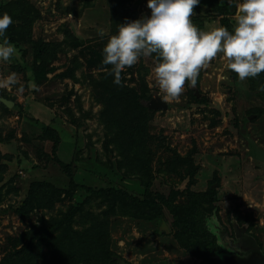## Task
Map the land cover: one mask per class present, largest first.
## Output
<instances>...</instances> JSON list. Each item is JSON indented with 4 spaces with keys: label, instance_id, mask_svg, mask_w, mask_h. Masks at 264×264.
<instances>
[{
    "label": "rangeland",
    "instance_id": "1",
    "mask_svg": "<svg viewBox=\"0 0 264 264\" xmlns=\"http://www.w3.org/2000/svg\"><path fill=\"white\" fill-rule=\"evenodd\" d=\"M235 12L200 0L191 20L231 31ZM0 13L17 50L0 61V83L16 79L0 86L12 102L0 100V264H264V72L240 81L218 55L195 88L186 81L166 98L154 54L125 68L120 86L102 64L119 24L150 15L147 0H0ZM46 184L59 193H41ZM114 189L142 201L160 193L197 216L185 233L165 207L103 201ZM38 227L75 242L73 259L52 253ZM202 233L216 247L190 244Z\"/></svg>",
    "mask_w": 264,
    "mask_h": 264
},
{
    "label": "clouds",
    "instance_id": "2",
    "mask_svg": "<svg viewBox=\"0 0 264 264\" xmlns=\"http://www.w3.org/2000/svg\"><path fill=\"white\" fill-rule=\"evenodd\" d=\"M235 6V24L198 28L191 20L200 0H147L150 15L119 24L102 48V64L111 65L108 75L120 86L121 73L142 56L154 54L155 82L166 98L181 95L185 82L195 88L200 70L218 55L227 60V69L240 81L264 72V0H227ZM13 23L8 13H0V61L10 62L17 50L5 38ZM103 37L104 31L98 32ZM16 83L10 74L0 86ZM31 88L38 86L33 82ZM264 92V84L258 86Z\"/></svg>",
    "mask_w": 264,
    "mask_h": 264
},
{
    "label": "trees",
    "instance_id": "3",
    "mask_svg": "<svg viewBox=\"0 0 264 264\" xmlns=\"http://www.w3.org/2000/svg\"><path fill=\"white\" fill-rule=\"evenodd\" d=\"M214 8H212V12L216 13L217 15H222L224 14V9L222 6L218 5L217 1L213 4ZM134 97V96H133ZM134 100L136 101V98L134 97ZM143 108V107H142ZM140 108V109H142ZM133 113L137 114L138 112L134 110H132ZM131 144V142H130ZM127 149L131 150L132 149V146L130 145ZM136 154H137V157H138V160L143 162V160L140 159L141 157V153L139 151H136ZM59 163H60V160H59ZM61 164V163H60ZM141 166V165H140ZM134 170V168H133ZM138 170H140V168L136 169L135 172H139ZM70 183H74L72 182V179H70L69 181ZM45 188V189H44ZM44 191L41 192V193H44V194H57L59 193L58 191H56V189L49 185V184H46L44 186ZM149 192L147 193V198H145V200H139L137 198H134L132 199V197H130L126 192L124 191H121V190H118V189H114V190H111V192L109 193L108 196H105L103 198V201H106L109 202L112 197L113 199L116 201V199H119L121 200L122 202L125 200L124 199H128L130 201V203H128L127 205V208L128 207H133L134 209H139L141 210V213H144L146 211L144 210H147L149 209L152 213L154 214H157L159 211H162L163 208L165 207V209L167 210V212H170L173 216H175V225H177L178 229L180 226H183V228L185 229V233L187 232L188 230V227L191 226L192 227V221L196 218L197 215L193 214V213H187L185 215V211H183V209L179 212L178 209L180 207L176 206V205H172L171 203H167V200L164 199L163 195L160 194V193H156V195L154 196H151L148 198L149 196ZM132 205V206H131ZM182 204H179V206H181ZM201 210V215L203 214V212H205L207 209L203 208L201 206L200 208ZM126 214V212H124ZM182 218H185L183 220H185V224L182 223ZM64 219L63 217L57 221H55L54 223H51L48 227H51L53 225H58V223ZM187 222V223H186ZM34 228H37V227H34ZM39 228V233L36 234V236H39L41 237V240L44 241V242H48L50 244V250L52 253H59L62 258H61V261L64 262L66 261V259L70 260L71 258L73 259V257L69 254L71 252V248L72 246L75 244V242H71L70 240L67 239V242L66 244H60L59 245V241H58V236L55 238V239H48L46 240V237L50 235L49 231H47V227H38ZM202 237H197L199 239V241L196 239V237H192L190 239H195V242H192L190 243L191 245H194V246H200V248L202 247H206L208 248L210 245H215V242L214 241H211L209 238V236H206L207 234L205 233H202L201 234ZM190 239H187V242L190 240Z\"/></svg>",
    "mask_w": 264,
    "mask_h": 264
},
{
    "label": "water",
    "instance_id": "4",
    "mask_svg": "<svg viewBox=\"0 0 264 264\" xmlns=\"http://www.w3.org/2000/svg\"><path fill=\"white\" fill-rule=\"evenodd\" d=\"M1 102L6 106V107H10L12 105V102L11 101H8L6 99H3V98H0ZM152 107H160V108H164L165 107V104L162 103V102H154V103H151Z\"/></svg>",
    "mask_w": 264,
    "mask_h": 264
}]
</instances>
